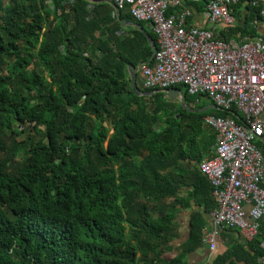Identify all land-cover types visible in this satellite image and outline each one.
I'll list each match as a JSON object with an SVG mask.
<instances>
[{
  "label": "trees",
  "instance_id": "16d2710c",
  "mask_svg": "<svg viewBox=\"0 0 264 264\" xmlns=\"http://www.w3.org/2000/svg\"><path fill=\"white\" fill-rule=\"evenodd\" d=\"M88 4L0 0V264H185L206 221L194 211L189 238L173 245L176 214L190 206L181 189L192 185L196 204L217 209L189 163L208 155L192 144L208 111L161 91L137 95L128 64L153 63L146 33L123 28L108 1ZM238 7L260 20L248 0ZM137 84L150 91L139 74ZM27 124L34 133L17 140ZM263 236L264 221L214 263L264 264Z\"/></svg>",
  "mask_w": 264,
  "mask_h": 264
},
{
  "label": "built area",
  "instance_id": "2783aa9c",
  "mask_svg": "<svg viewBox=\"0 0 264 264\" xmlns=\"http://www.w3.org/2000/svg\"><path fill=\"white\" fill-rule=\"evenodd\" d=\"M106 1L117 15L129 9L157 36L153 63L138 66L144 88L165 92L183 85L197 102L207 97L226 112L204 117L215 130V145L198 164L217 201L213 224L203 233L210 255L217 253L218 239L227 229H237L245 241L255 239L264 221V154L259 145L264 138V38L226 40L214 29L190 24L192 9L186 0ZM240 1L204 0L207 19L222 28L234 26L233 5ZM248 1L259 10L260 20L253 24L264 22V0ZM171 7L176 12L167 14Z\"/></svg>",
  "mask_w": 264,
  "mask_h": 264
},
{
  "label": "crops",
  "instance_id": "0c3cea01",
  "mask_svg": "<svg viewBox=\"0 0 264 264\" xmlns=\"http://www.w3.org/2000/svg\"><path fill=\"white\" fill-rule=\"evenodd\" d=\"M89 4L87 5L88 9H91L92 3L90 0H87ZM194 2L197 3V6L190 5V8L192 9V15L188 18V23L196 25L198 27L202 28H210L214 29L215 33L219 36L223 37L226 40H238L242 41L246 38H253V39H261L264 38V22L259 21L258 25H254L252 21V15L251 10H248L246 7H238L236 10L233 9L234 15L236 16V23L234 26H231L229 28H222L220 26L213 25L206 16L205 12V3L204 0H195ZM110 3V2H109ZM111 4V3H110ZM112 5V4H111ZM113 7V12L116 15L117 18H119L121 23V14L122 13H130L129 9L125 12H122L120 15H117L115 13V8ZM253 7V6H252ZM172 8V13L176 12V9L174 7ZM134 18V17H133ZM135 19V18H134ZM126 20V19H125ZM136 20V19H135ZM134 20V21H135ZM136 22H138L136 20ZM139 23V22H138ZM122 26V25H121ZM141 26H143L141 24ZM147 26V24H146ZM123 28L128 27L122 26ZM131 27V26H129ZM134 27V26H132ZM144 27V26H143ZM145 28V27H144ZM146 29V28H145ZM147 31V30H146ZM148 32V31H147ZM139 74L140 80L142 82V77L140 75V72L138 71L137 75ZM172 101V100H171ZM178 102V101H174ZM201 102V99L197 102L195 101L194 104H190V107L196 108L195 105ZM212 102V101H211ZM179 103V102H178ZM212 104H214L212 102ZM211 104V105H212ZM205 108L208 106L206 104ZM204 110H207L205 109ZM201 110V109H200ZM203 110V109H202ZM210 115V113H207L205 116ZM204 116V117H205ZM204 119V118H203ZM215 130L208 126L204 121V127L200 130V132L195 136V140L192 143L197 150H201V153H206V155L210 154L212 151L214 145H215V136H214ZM260 143V141H259ZM198 159H193L192 162H189L192 167L198 166ZM193 190L192 185H187L184 188L181 189L180 196L182 197L183 201L189 202L190 206H186L180 209V211L177 212L175 217V224H176V231L178 233V236L173 241L174 246H180L182 243H184L190 235L191 230V217L194 211H199L202 216L204 217L206 221L205 229H209L213 224V211L215 209H206V206L204 204H196V201L193 197L189 196V193ZM240 231L237 229L231 228L221 233L219 239H218V251L215 255H210V250L207 246V244L204 243V245L194 251L190 252L187 255L185 264H215L214 259L217 255L225 252L228 248H232L236 245L237 242H244ZM170 256H173L174 253H170Z\"/></svg>",
  "mask_w": 264,
  "mask_h": 264
},
{
  "label": "water",
  "instance_id": "95a60500",
  "mask_svg": "<svg viewBox=\"0 0 264 264\" xmlns=\"http://www.w3.org/2000/svg\"><path fill=\"white\" fill-rule=\"evenodd\" d=\"M121 25L122 26H126V25L127 26H134V27H137L140 30L144 31L146 33L150 43H151L153 51L155 52V50L157 48L155 41L150 36V34L146 31V29L143 26H141L140 23H138L136 21H129V20L121 19ZM128 72H129L131 80H132V85H133L134 91L136 92L137 95H139V96H150L153 94V92H151V91H141L139 89L138 84H137L138 67L134 66L133 64H128ZM164 96L166 98H168L169 100L178 101L183 107L187 108L190 111H197V112L202 111L200 109H195V108L188 106L189 104L187 103L186 96H185L183 90L179 87L169 88L168 90H166L164 92ZM207 108L216 109V105L212 104V105L208 106ZM207 108H205V109H207ZM262 141H264V138H262Z\"/></svg>",
  "mask_w": 264,
  "mask_h": 264
},
{
  "label": "rangeland",
  "instance_id": "374dc122",
  "mask_svg": "<svg viewBox=\"0 0 264 264\" xmlns=\"http://www.w3.org/2000/svg\"><path fill=\"white\" fill-rule=\"evenodd\" d=\"M182 88H184V86H182ZM204 104H206L207 106H210L212 104V102H211V100L209 98L202 97L201 98V102H199L197 105L201 106V105H204ZM195 109H199V108H195ZM211 110H213V108L207 109L208 113H212L213 111H211ZM24 127L26 128V131L24 133H21L20 135L16 136L17 140L23 139L27 134H33L34 133L33 125H28L27 124ZM19 129L22 130V127H19ZM112 132H113V130H112Z\"/></svg>",
  "mask_w": 264,
  "mask_h": 264
}]
</instances>
